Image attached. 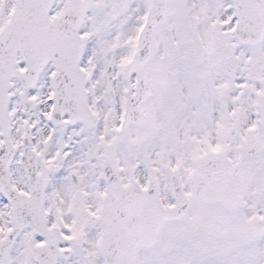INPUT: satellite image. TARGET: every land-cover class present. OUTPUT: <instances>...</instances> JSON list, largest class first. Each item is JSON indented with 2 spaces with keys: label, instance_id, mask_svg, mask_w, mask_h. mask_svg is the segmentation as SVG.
I'll return each mask as SVG.
<instances>
[{
  "label": "snow or ice",
  "instance_id": "obj_1",
  "mask_svg": "<svg viewBox=\"0 0 264 264\" xmlns=\"http://www.w3.org/2000/svg\"><path fill=\"white\" fill-rule=\"evenodd\" d=\"M0 264H264V0H0Z\"/></svg>",
  "mask_w": 264,
  "mask_h": 264
}]
</instances>
